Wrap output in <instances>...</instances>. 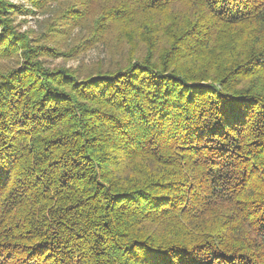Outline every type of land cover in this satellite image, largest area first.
<instances>
[{
	"label": "trees",
	"instance_id": "trees-1",
	"mask_svg": "<svg viewBox=\"0 0 264 264\" xmlns=\"http://www.w3.org/2000/svg\"><path fill=\"white\" fill-rule=\"evenodd\" d=\"M93 11L136 58L46 65ZM3 59L0 264H264V0H0Z\"/></svg>",
	"mask_w": 264,
	"mask_h": 264
},
{
	"label": "rangeland",
	"instance_id": "rangeland-1",
	"mask_svg": "<svg viewBox=\"0 0 264 264\" xmlns=\"http://www.w3.org/2000/svg\"><path fill=\"white\" fill-rule=\"evenodd\" d=\"M58 8L56 4L44 11H37L35 14H18L15 22L20 25V30H32L35 34H41L45 30L46 22L49 18L54 17L52 14ZM93 10V9H92ZM59 12V11H57ZM94 16V11L85 15V20L82 21L83 28L75 27L69 29L68 32L62 34L55 32L54 40L49 42L58 47L62 54L56 57H46V65L61 66L74 70L77 75L84 76L95 72L99 69H107L112 62L119 61V64H124L127 57L136 58L137 52H128V43L125 42L126 37L120 41L121 33L116 29L107 32L104 42H95L93 44L84 45L83 40L88 36V29L85 26L90 25V21ZM118 35V36H117ZM84 45L81 48H75V45ZM66 52H70L66 54ZM9 59L0 60V66L12 64Z\"/></svg>",
	"mask_w": 264,
	"mask_h": 264
}]
</instances>
